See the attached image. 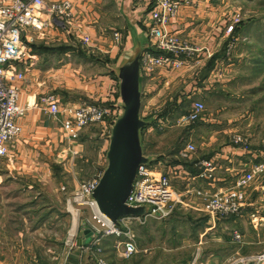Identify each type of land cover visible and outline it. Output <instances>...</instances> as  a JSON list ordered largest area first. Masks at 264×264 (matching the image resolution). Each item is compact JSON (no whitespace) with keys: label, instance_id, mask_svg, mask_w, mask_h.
<instances>
[{"label":"rangeland","instance_id":"rangeland-1","mask_svg":"<svg viewBox=\"0 0 264 264\" xmlns=\"http://www.w3.org/2000/svg\"><path fill=\"white\" fill-rule=\"evenodd\" d=\"M216 3L218 6H226L227 11L222 17L224 24L221 23L226 25L228 37L224 56L216 64L213 77L216 82H212L208 88L205 84L201 86V81L195 80V77H190L184 88L183 83L179 82L181 76L175 77L178 73L173 71L170 77L176 78L177 84L169 83L164 86L161 83L153 86V91H165V95L175 94L176 89L181 90L183 87L184 90L181 91H185V95H181L185 98H180L177 107L170 108L172 110L169 109L168 113L164 114V119L159 117V111L150 115L146 108H142L141 117L150 121L153 126L145 127L141 134L144 154L155 157L156 160V155L162 152L166 153V158L173 157L188 138L196 141L200 151L216 152L213 156L219 171H216L215 184L222 187L218 190L220 191L233 186L239 176L264 160V0H217ZM184 5L194 6L195 3L190 0ZM172 19L168 25L170 32ZM236 25L238 33L234 35ZM114 33L115 31L112 35L115 39ZM172 33L180 38L177 33ZM120 35L122 38L121 33ZM135 51H129L119 64L133 56ZM51 64L52 61H49L45 67L52 68ZM86 67L88 68L82 71L85 76L107 70L102 64L96 63L90 66L86 63ZM200 87L202 90L197 92ZM118 89L120 90V82ZM85 100L96 103L90 101L91 99ZM197 100H202L205 104L202 119L199 121L203 130L198 131V135H188V128L193 124H181V117L192 109ZM122 103L121 101L111 125L108 124L106 133V128H100L102 123H99L85 135L87 142L92 140L85 149L80 150L79 144L84 141L82 131L89 127L82 129L79 138L72 142L66 136V140L70 141L67 146H71L70 149L74 152L68 157H73V166L85 153L91 155V160L95 159L104 138L107 137L110 141L112 126L122 112ZM96 104L105 107L102 103ZM149 133L154 135V138ZM237 137L246 140L248 147L236 143L234 139ZM152 149L156 155H149ZM227 153L230 154V159H234L233 162L230 163V159L225 160L221 156ZM241 162L251 164L250 168L243 166ZM94 163L84 162L87 165L85 170L77 172L70 166V172L63 179L53 180L51 183L38 181L32 191L28 188L19 190L20 184L16 181L10 184L12 189L9 201L26 205L25 208H20V212L12 210L13 219H16L19 213L21 218L26 217L24 244L34 250L33 255L37 260L48 261L49 257L47 259L46 256L49 254L58 258L66 257L74 247L69 242L71 235L74 233L77 240L86 230L83 224L91 216L92 208L77 203L72 206L69 199H72L82 181L91 180L103 173L101 171L104 162L101 166L96 165L95 169ZM105 165L107 166L108 162ZM263 184L264 176L257 177L245 189L246 208L244 211L241 209L240 216L211 214L202 209L200 199L193 194L181 198L165 217L149 216L143 221H133L129 227H124L126 233L131 231L135 235L140 247L150 249L144 253L148 256L138 255L133 259L120 256V247L128 240L125 234L105 236L102 241L104 252L110 257V264H242L241 259L244 257H250L252 260L247 264H253V259L264 255V197L261 190ZM39 218L42 220L41 228L34 229ZM14 228H17L16 224ZM21 228L23 229L22 226ZM235 231L241 235L239 240L233 237Z\"/></svg>","mask_w":264,"mask_h":264},{"label":"crops","instance_id":"crops-1","mask_svg":"<svg viewBox=\"0 0 264 264\" xmlns=\"http://www.w3.org/2000/svg\"><path fill=\"white\" fill-rule=\"evenodd\" d=\"M72 1L75 12L73 21L68 23L65 19H59L55 25L47 27L43 32L26 33L28 38H32L31 41L26 40L32 57L23 61H33L34 64L30 71L25 73L23 80L12 82L13 85L21 87L19 102L23 105L29 103L30 108L26 116L20 119L23 133L10 145L9 155L0 158V264H97L92 250L93 234L87 235L85 232L77 238L76 245L69 250L66 257L58 258L49 254L46 257L47 259L49 257L50 261L37 260L33 255L34 250L24 244L26 217L22 219L20 213L16 219L12 216V210L20 212V208L23 209L26 205L9 201L12 189L10 184L13 181L20 184L19 190L28 188L32 191L38 181L45 180L51 183L53 180L63 179L70 172L73 157L71 159L68 157L74 152L71 151V146H67L70 141L66 140L64 130L66 116L63 109L66 106L88 102L85 99L104 104L108 108V117L100 128L104 126L105 133L108 131V124L111 125L122 101L116 67L129 51L133 49L144 51L151 45L152 0ZM216 2L217 0H194V6L184 5L178 17L172 19L170 30L180 36L186 47L181 54L186 63L182 69L157 68L151 73L141 71L142 108H146L150 115L159 111V117L164 119V112L167 109L177 107L180 98H185L182 96L185 95V91L181 90H184L190 77L201 81V86L205 84L208 87L212 82H216L213 79L216 64L224 56L228 41L226 25H223L222 21L227 9L226 6H218ZM114 31L122 34L118 43L113 38ZM86 37L89 38L88 43L85 42ZM23 61L19 63L21 68L25 64ZM49 61H52V68L45 67ZM90 62L102 64L107 70L85 76L82 71L88 68L86 63L87 66L92 65ZM173 71L178 73L175 77L181 76L179 82L183 83L184 88L176 89L175 94L166 95L165 91H153V86L161 83L164 86L169 83L176 85V78L170 77ZM201 90L202 87L197 92ZM52 101L58 103L60 112L54 114L50 111ZM200 120L193 122V125L190 124L188 135H198V131L202 132ZM95 127L97 126L84 129L82 139ZM150 136L154 138V135ZM189 139L173 157L166 158V153L157 154L153 149L149 155L157 154V160L155 157H148L154 165L171 174L172 184L182 198L186 195L192 196L196 189L218 191L222 187L215 184L216 178L209 181L198 177L201 171L200 161L204 158H214L216 152L213 150L202 152L198 149L196 141ZM91 141L87 142L84 138L83 144H79L80 150L85 149ZM188 143L196 144L197 151L190 158L183 159L180 151ZM109 144V138H104L95 159L91 160L89 157L91 155L85 153L82 158L79 157L77 163H74L72 169L76 172L85 170L87 163H94L96 160L94 169L96 165L101 166L104 162V168L102 166V171L100 169L104 173L108 166L105 164L108 162ZM228 155L230 154H221L225 160L230 159L231 156ZM233 161L234 159H230L228 162ZM241 164L249 168L251 166L247 162ZM245 208L243 207V211ZM237 215L240 216V213ZM20 225L23 229H20ZM41 225L42 220L39 218L34 229L41 228ZM136 245L137 251L132 254L131 259L138 255L148 256L144 253L149 252V248L140 247L137 242ZM108 258L110 259L109 256Z\"/></svg>","mask_w":264,"mask_h":264},{"label":"built area","instance_id":"built-area-1","mask_svg":"<svg viewBox=\"0 0 264 264\" xmlns=\"http://www.w3.org/2000/svg\"><path fill=\"white\" fill-rule=\"evenodd\" d=\"M150 40L151 45L143 51L141 58V71L151 73L157 68L180 69L186 63L181 58L186 49L181 39L169 31L168 25L176 17L181 7L190 0H152ZM185 1V2H184ZM75 18L72 0H0V158L9 155L10 145L23 133V124L20 119L26 116L30 104L19 102L21 87L13 85L15 80H23L25 73L30 71L33 61H23L31 58L27 42L28 31L43 32L47 27L55 25L59 19L71 22ZM116 42H120L121 35L114 33ZM89 38H85L88 43ZM25 63L21 68L19 63ZM205 110L204 102L197 100L192 109L181 117V124L193 123L202 118ZM52 113L60 112L58 103L52 101ZM65 113L64 130L68 140L79 138L82 129L105 123L108 108L100 104L82 102L79 105H69L63 109ZM111 133V132H110ZM111 135V134H110ZM236 143L248 147V142L241 137L234 139ZM197 151L194 143H188L180 151L183 159L190 158ZM201 171L198 177L208 180L215 179L218 163L216 158H204L200 161ZM103 173L88 181H82L69 199V204L89 205L92 208L91 216L84 223V229H90L95 235L92 250L96 256L97 264H110L102 247L105 236L125 234L128 240L120 247V255L130 258L137 251L135 235L124 227H129L133 221H143L149 216L165 217L180 202L181 196L172 184L171 175L162 167L153 162L143 163L139 166L134 187L130 193L127 204L132 207L145 206L148 210L141 216H125L120 219V226L114 224L110 218L103 214L93 196L100 183ZM264 176V160L254 164L247 172L239 176L233 186L209 193L202 189L195 190V197L200 199L202 209L216 215H237L245 205V189L257 177ZM264 197V184L261 187ZM80 209V208H78ZM81 210V209H80ZM233 237L241 238L235 231ZM73 233L69 239L71 245H76ZM75 239V240H74ZM74 240V241H73ZM250 257L241 259L247 264ZM253 264H264V255L253 259Z\"/></svg>","mask_w":264,"mask_h":264},{"label":"water","instance_id":"water-1","mask_svg":"<svg viewBox=\"0 0 264 264\" xmlns=\"http://www.w3.org/2000/svg\"><path fill=\"white\" fill-rule=\"evenodd\" d=\"M142 54V49L136 50L116 69L120 80L122 112L112 127L107 151L108 166L93 194L100 211L118 226L121 218L141 216L148 210L145 206L132 207L127 204L139 166L151 162V158L144 154L141 134L151 123L141 117ZM84 232L87 235L92 233L90 229Z\"/></svg>","mask_w":264,"mask_h":264},{"label":"trees","instance_id":"trees-1","mask_svg":"<svg viewBox=\"0 0 264 264\" xmlns=\"http://www.w3.org/2000/svg\"><path fill=\"white\" fill-rule=\"evenodd\" d=\"M237 26H238V25H236L235 28H234V29H235L234 32H233L234 35H235L236 33H238ZM168 111H169V109H167L164 113L166 114V113H168ZM94 237H95V235L93 234V235H92V240H94Z\"/></svg>","mask_w":264,"mask_h":264}]
</instances>
